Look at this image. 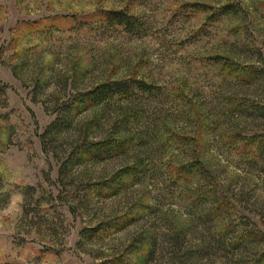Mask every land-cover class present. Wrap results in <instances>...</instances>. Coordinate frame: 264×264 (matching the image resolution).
I'll return each instance as SVG.
<instances>
[{
  "label": "rangeland",
  "instance_id": "rangeland-1",
  "mask_svg": "<svg viewBox=\"0 0 264 264\" xmlns=\"http://www.w3.org/2000/svg\"><path fill=\"white\" fill-rule=\"evenodd\" d=\"M246 65L264 70V0H0V264H264V162L231 137L264 134L235 109L264 107V82L227 78ZM131 78L152 91L42 147L61 105ZM111 133L136 143L58 182L70 144ZM196 160L209 174L178 177Z\"/></svg>",
  "mask_w": 264,
  "mask_h": 264
},
{
  "label": "trees",
  "instance_id": "trees-1",
  "mask_svg": "<svg viewBox=\"0 0 264 264\" xmlns=\"http://www.w3.org/2000/svg\"><path fill=\"white\" fill-rule=\"evenodd\" d=\"M233 6H227L223 8V12H232ZM104 25L107 27H124L127 29H133L136 25V19L133 15H129L123 11H106L102 13ZM228 66V79H232L237 83L244 85L250 84L254 79H259L264 82V70L257 67L246 65L236 68ZM152 91L150 85L145 81L131 78L129 80L122 81H106L88 91L77 94L70 100L61 105V109L57 112L54 121L46 128L45 132L39 137L42 147L45 149V139L50 135H55L62 132H69L72 129V125L76 120V117L80 113L89 111L88 109H95L98 106L104 107L103 109L111 110L114 104H132L138 102L144 97V94H149ZM148 97V96H146ZM236 110L247 113L245 111L251 110V114L256 118H264V107L253 103L250 106H242L238 104L235 107ZM239 115H242L239 113ZM126 116H122L124 119ZM101 120V119H100ZM122 121H117L112 129L117 133L121 129ZM232 137L233 142H236L239 146L237 149L243 150V153L249 155L251 164L259 165L263 163L264 158V134H253L252 136H243L242 134H235ZM129 138V139H128ZM136 142L131 137L123 138L112 133L104 140H92L87 139L86 135H83L82 139L74 141L70 144V150L62 163L59 183L64 182V177L67 174L69 167L81 164L85 161L100 162L107 160L113 156L124 155ZM43 149V150H44ZM264 163L262 164L263 167ZM128 170V169H127ZM132 171V181H137L138 171L136 168H129L127 174ZM135 171V172H134ZM178 177L190 176L193 173H200L202 175L209 174V169L206 165L199 162V160L192 161L188 165L181 166L177 169ZM33 188H25V192L32 191Z\"/></svg>",
  "mask_w": 264,
  "mask_h": 264
},
{
  "label": "clouds",
  "instance_id": "clouds-1",
  "mask_svg": "<svg viewBox=\"0 0 264 264\" xmlns=\"http://www.w3.org/2000/svg\"><path fill=\"white\" fill-rule=\"evenodd\" d=\"M20 201H22V197H20V196H15V197H13V201H12V203L9 205V209H7V210L5 211V214H8V211H9L11 208H13L14 206H16V205L18 204V202H20ZM17 210H18V208H17Z\"/></svg>",
  "mask_w": 264,
  "mask_h": 264
}]
</instances>
